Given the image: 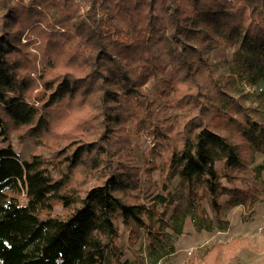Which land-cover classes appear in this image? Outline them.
Wrapping results in <instances>:
<instances>
[{"label": "trees", "instance_id": "1", "mask_svg": "<svg viewBox=\"0 0 264 264\" xmlns=\"http://www.w3.org/2000/svg\"><path fill=\"white\" fill-rule=\"evenodd\" d=\"M37 38L45 73L28 49ZM230 47L224 80L213 58L229 60ZM169 65L154 97L145 86ZM32 72L43 88L29 100ZM238 79L264 81V0H0L1 263L127 264L118 221L144 229L155 255L184 206L212 224L223 221L222 195L226 206L252 199L253 189L222 182L251 180L250 162L264 152V104L254 114L236 102L228 85ZM158 98L194 114L173 122ZM142 128L169 149L163 168L178 175L175 192L169 172L143 185L140 164H131L130 138ZM14 130L52 147L53 158L18 152ZM86 158L98 180L80 190L70 179ZM239 245L201 251L206 264H226Z\"/></svg>", "mask_w": 264, "mask_h": 264}, {"label": "rangeland", "instance_id": "2", "mask_svg": "<svg viewBox=\"0 0 264 264\" xmlns=\"http://www.w3.org/2000/svg\"><path fill=\"white\" fill-rule=\"evenodd\" d=\"M29 1L30 0H24L26 4H29ZM78 2L84 5L86 0H78ZM21 41L23 43L27 41L25 35L22 37ZM185 42L191 43L188 39H186ZM39 44H41V40L37 38L34 43L29 45L28 49L37 55L38 68L45 73V67L39 60L42 58L41 51L37 47ZM156 47L162 59H166L168 53L163 47V43L157 41ZM233 51V47H230L227 51L226 57L229 58V60H225L220 53L217 58H213L218 66L216 75L225 74L223 75L224 80L227 77L228 65L229 61L232 59ZM172 73L173 67L169 65L165 72L151 78L145 87L154 97H157L156 88L162 87L160 79L171 77ZM32 76L36 79L38 87L32 89V93L28 97L29 100L35 98L36 93L43 88L39 74L32 72ZM228 88L236 102H239L242 106L244 105L245 107L251 108L254 114L260 112L257 111V109L260 107V104H264V102H261V100H264V81H260L259 84H252L246 79H238L237 84H229ZM156 102L161 107L166 108L168 112H171V121L174 122L178 120L179 124L181 123V119H179L180 115L189 116L193 113L192 110L184 112L177 107L171 108L166 104L163 98L156 99ZM36 103L38 104V100H36ZM60 111H62L61 107ZM196 113L200 115L201 112ZM61 123L63 124L60 126V130L61 134H63L68 128L66 117L62 118ZM113 124L116 125V123ZM130 140V146L134 148L130 159L131 164H140L142 184L144 185L146 183L147 176L150 174L151 179L155 180L157 184L160 185L162 177H165L166 173L169 172V190H171V192L178 190L180 187L178 184V175L171 177L172 174L170 169L165 171L163 168L165 165L164 162L167 161L169 157V149L161 147L158 144V141L154 137L153 129L142 128L139 133L132 134ZM11 143L18 152L27 153L38 151L47 159L53 158L52 147L40 141L36 144L31 142L26 143L16 130L12 132ZM250 164L246 173L250 175L251 180L246 183L239 179L229 182L223 177L222 182L233 187H239L241 190L253 189L256 195H254L252 199L246 201V203L239 202L226 206L229 204L227 201L229 200V195H222L220 199L223 200V221L219 223L214 221L212 224L204 222V220L199 219L200 217H194L189 208L184 206L178 218L175 221L173 220L172 225L165 227L167 232L166 239L159 246L158 253L155 255L149 252V239L144 229L135 225L129 227L118 221L119 236L117 242L119 246L124 249L122 259L125 263L206 264L205 257L201 250H204L207 244H213V242L231 244L234 240L239 239L241 245H239L235 251L231 252V248L226 249L225 256L231 252L226 264H264V152L256 150ZM218 166H221V162H218ZM63 171L64 168L62 164L53 168L55 178H59ZM97 180V173H95L94 169L89 167V160L87 158L84 163L74 169L70 179L71 185L80 190L97 182ZM55 211L57 213H63L64 209L62 206H58ZM134 231L138 233L136 234ZM0 264H2L1 261Z\"/></svg>", "mask_w": 264, "mask_h": 264}]
</instances>
